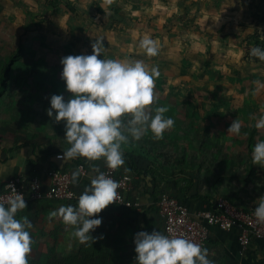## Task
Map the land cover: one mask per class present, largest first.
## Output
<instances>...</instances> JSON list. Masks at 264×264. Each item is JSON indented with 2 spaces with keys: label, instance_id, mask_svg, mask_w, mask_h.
Returning <instances> with one entry per match:
<instances>
[{
  "label": "rangeland",
  "instance_id": "rangeland-1",
  "mask_svg": "<svg viewBox=\"0 0 264 264\" xmlns=\"http://www.w3.org/2000/svg\"><path fill=\"white\" fill-rule=\"evenodd\" d=\"M146 34L158 42L157 56L148 57L139 47ZM253 36L264 37V0H0V71L23 38L20 59L0 83V137L10 134L34 144L39 162L62 156L70 147L64 122L46 114L52 95L70 96L60 60L91 55L99 39L102 58L159 67L158 99L150 109L155 114V108L166 107L165 117L174 120L161 139L148 131L122 145L123 152H145L168 171L185 168L194 181L192 192L207 206L222 199L256 207L264 196V168L252 161L254 145L264 140V129L255 127L264 116V62L243 58ZM236 118L240 135L227 134ZM71 160L77 164L83 157ZM175 178L181 184L176 188ZM185 178L166 177L165 193L156 199L168 194L181 201ZM42 204L58 210L78 202ZM109 209L92 232L93 244H80L60 218L44 233L46 227L33 223V206L18 211L17 218L27 216L33 225L29 264H135L136 233L110 227ZM96 250L106 257L89 259Z\"/></svg>",
  "mask_w": 264,
  "mask_h": 264
},
{
  "label": "clouds",
  "instance_id": "clouds-1",
  "mask_svg": "<svg viewBox=\"0 0 264 264\" xmlns=\"http://www.w3.org/2000/svg\"><path fill=\"white\" fill-rule=\"evenodd\" d=\"M91 55H68L62 57L61 79L70 96L52 95L48 117L65 125L64 139L70 147L58 159L86 158L101 160L109 169L116 170L125 164L122 145L139 141L151 131L154 138L174 126V120L165 117L167 108L160 106L152 113L150 106L158 99L155 80L161 75L158 66H149L142 60H119L102 58L104 43L97 39ZM139 47L148 57L159 54V44L146 34ZM249 54L264 62V48L254 46ZM241 121L235 119L227 128V134L240 135ZM264 129V116L256 123ZM253 164L264 168V140L258 141L252 150ZM127 171V169H125ZM84 188L76 206H60L50 213L73 228L71 233L80 244L94 243L92 232L101 224L98 216L108 205L120 199V183L99 168ZM80 175L72 174L76 183ZM11 196L6 203L0 200V264H29L33 240V225L27 216L17 218V212L26 209L22 194L9 185ZM258 222L264 223V196L254 209ZM171 231V230H169ZM135 264H214L208 249L193 242L184 234L169 236L159 230L139 231L134 236Z\"/></svg>",
  "mask_w": 264,
  "mask_h": 264
},
{
  "label": "crops",
  "instance_id": "crops-1",
  "mask_svg": "<svg viewBox=\"0 0 264 264\" xmlns=\"http://www.w3.org/2000/svg\"><path fill=\"white\" fill-rule=\"evenodd\" d=\"M38 157L33 151V147L28 146L26 142L13 138L10 134L0 137V186L17 172H22L25 175L31 172L34 176L39 177L45 186H48V174L53 169L63 170L70 176L72 181L73 172L79 169L78 180L76 183L72 182V184L76 190L83 192L84 188L90 184V177L95 175L92 169L99 168L101 171L106 165L103 159L86 160L83 164H76L72 160L64 162L58 157L39 162L37 161ZM120 171L127 172L125 168H121ZM130 175L133 179V189L127 196L132 200L133 208L110 206L109 211H106L108 212L106 215L109 217V226L115 229L127 228L130 233L139 231L151 233L153 230H159L162 233L163 221L158 215L156 198L157 194L165 193L164 186L168 185V181L164 182L162 180L164 185L162 187L159 185V180L156 183H153L151 179L147 180L148 176L146 174L141 176ZM137 181H140L142 186H138ZM170 189L172 190V188ZM171 190L168 191L169 194H172ZM194 194L195 192L191 191L189 196ZM182 203L193 216H196L202 210L208 209L207 204L200 198L188 197L183 199ZM30 206H33V212L31 210L30 213L33 214L34 225L39 228L46 227L44 233L50 232L49 227L53 226L52 223L55 219H50V213L56 211V209L53 208L52 204L47 206L46 204L35 203ZM130 210L135 214H131ZM102 212L103 210L91 218L97 216L100 218L104 215H101ZM239 233L238 229L226 231L214 226L209 227V239L206 248L208 249L209 259L213 260L214 264H264V240H252L249 246L243 248L240 244ZM132 241L134 242V239Z\"/></svg>",
  "mask_w": 264,
  "mask_h": 264
},
{
  "label": "built area",
  "instance_id": "built-area-1",
  "mask_svg": "<svg viewBox=\"0 0 264 264\" xmlns=\"http://www.w3.org/2000/svg\"><path fill=\"white\" fill-rule=\"evenodd\" d=\"M101 171L120 183L119 201L108 206L131 208L133 204L127 195L133 189L132 177L119 174L118 169L112 170L106 165ZM48 179V186H45L39 177L17 172L0 186V200L6 203L12 195L8 186L12 185L18 193L24 196L26 204L49 201L78 202L83 192L73 187L71 178L66 172L53 170L49 172ZM156 206L158 215L163 221V234L174 236L182 233L204 248L207 247L211 226L226 231L238 229L240 244L243 248L249 246L252 240H264V223L257 221L254 215L255 208L237 207L219 199L215 202L213 209L202 210L193 216L182 203L168 194H163L158 198Z\"/></svg>",
  "mask_w": 264,
  "mask_h": 264
},
{
  "label": "trees",
  "instance_id": "trees-1",
  "mask_svg": "<svg viewBox=\"0 0 264 264\" xmlns=\"http://www.w3.org/2000/svg\"><path fill=\"white\" fill-rule=\"evenodd\" d=\"M22 41H23V38L19 37L18 41H17L16 49L13 51V53H11L8 56L7 61L2 66V69L0 71V83L2 85L5 84V80L9 75L11 67L16 62H18V60L20 59V55H21V51H22V43H23ZM254 46H260V47L264 48V37L263 38H260V36H253L252 37V41L250 42V44H249L248 48L246 49L245 54L243 56L244 60L247 61L248 63L262 62L258 58L252 57L249 54L250 49ZM26 144L30 147H33V151H34V149H35L34 144L27 143V142H26ZM86 160H87L86 158H83L82 162L77 163V164H83ZM124 160H125V164L122 165L120 168H118L119 174H127V175L131 176L127 172L124 173V172L120 171L121 168H125V169L128 168V170L133 175L141 176V175L146 174L147 176L150 177V179L153 183H156L159 180V178H158L159 176H160L161 180H164V179H166V177L174 178L176 175H181V176H184L186 178H185L184 186H182L181 190L179 191V194L181 195V201L179 199H177V200L180 203H182L183 199L188 198V197L203 199L196 192L193 195L194 197L189 196V193L193 189L194 181L191 177H188L185 174V170H186L185 168H178L176 170L168 171V169L166 167H164L163 164L158 162V160L156 158L151 157L149 154H147L145 152L144 153L140 152L139 150H136V149H131V150L125 151L124 152ZM61 171H63V170H61ZM28 175L33 176L34 174L30 172ZM178 185H181V184H178V182L175 178L174 187L176 188ZM174 187H170V188L174 189ZM128 199L133 204L132 200L129 197H128ZM157 201H158V199H157ZM214 204L215 203L210 202V204H208V209L209 210L213 209ZM30 205H33V204H27V207ZM231 205L236 206L234 204H231ZM252 208H255V207H252ZM82 250L83 249L80 248V251H79L80 255L81 254L85 255ZM87 257H89V259L96 260V257H98V259H102L103 257H106V255L103 252H101L100 250H96L93 253H91L90 255H88Z\"/></svg>",
  "mask_w": 264,
  "mask_h": 264
}]
</instances>
